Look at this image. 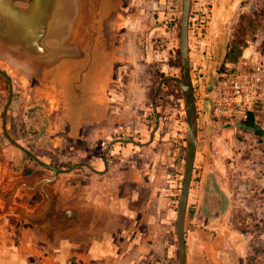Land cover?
Instances as JSON below:
<instances>
[{
	"label": "rangeland",
	"instance_id": "374dc122",
	"mask_svg": "<svg viewBox=\"0 0 264 264\" xmlns=\"http://www.w3.org/2000/svg\"><path fill=\"white\" fill-rule=\"evenodd\" d=\"M34 2L41 22L26 20L37 11ZM182 6L183 0H0V70L14 92L10 137L61 170L83 164L55 177L7 140L10 90L0 74V264L180 263L187 119L174 78L184 76ZM263 25L264 0H191L197 152L202 132L222 128L212 126L209 100L217 79L258 67L241 57L227 63L230 45L250 46ZM24 32L35 38L27 42ZM202 172L195 162L187 264H210L201 246L213 242V231L197 220L194 203ZM253 244L249 264H264V240Z\"/></svg>",
	"mask_w": 264,
	"mask_h": 264
},
{
	"label": "crops",
	"instance_id": "0c3cea01",
	"mask_svg": "<svg viewBox=\"0 0 264 264\" xmlns=\"http://www.w3.org/2000/svg\"><path fill=\"white\" fill-rule=\"evenodd\" d=\"M247 43L241 59L264 69V25L258 40ZM254 116L257 131L213 122L222 128L199 136L204 145L196 162L203 169V186L200 202L194 203L197 220L203 218L213 231V242L201 246L210 264H249L251 246L264 240V101Z\"/></svg>",
	"mask_w": 264,
	"mask_h": 264
},
{
	"label": "water",
	"instance_id": "95a60500",
	"mask_svg": "<svg viewBox=\"0 0 264 264\" xmlns=\"http://www.w3.org/2000/svg\"><path fill=\"white\" fill-rule=\"evenodd\" d=\"M42 0H40L41 2ZM190 5L191 0H183L182 6V22H181V58H182V67L184 76L181 79L174 78V80L180 85L184 100H185V112L187 119V155H186V172L184 177L183 188L180 196L179 206H178V218H177V229H178V242H179V253H180V263L179 264H187V241L185 235V214L187 209V204L189 200L190 188L192 184L193 174H194V166L196 162V154L198 147V114L196 108V97L195 90L191 75V66H190V58H189V34H188V21L190 14ZM42 29L38 34L42 36L44 34ZM41 37H39V40ZM38 40V42H39ZM0 74L4 76L8 82L10 96L7 106L3 113V123L2 130L9 142L18 147L21 151H23L27 156L36 161L38 164L49 168L53 171L55 177H57L60 173L70 172L75 169L79 165H75L67 171L61 170L58 167L52 166L50 164H46L39 160L35 155H33L29 150L18 144L14 141L7 129V111L13 99V83L11 78L2 70H0ZM153 137V136H152ZM104 162L106 164V169H108L107 164V156L104 157ZM85 165V164H84ZM87 166V165H86Z\"/></svg>",
	"mask_w": 264,
	"mask_h": 264
},
{
	"label": "built area",
	"instance_id": "2783aa9c",
	"mask_svg": "<svg viewBox=\"0 0 264 264\" xmlns=\"http://www.w3.org/2000/svg\"><path fill=\"white\" fill-rule=\"evenodd\" d=\"M209 95L213 119L219 124H244L264 101V69H238L220 75ZM254 123L257 119L254 116Z\"/></svg>",
	"mask_w": 264,
	"mask_h": 264
},
{
	"label": "trees",
	"instance_id": "16d2710c",
	"mask_svg": "<svg viewBox=\"0 0 264 264\" xmlns=\"http://www.w3.org/2000/svg\"><path fill=\"white\" fill-rule=\"evenodd\" d=\"M245 47L246 46H244V47H238L237 44H234V41H233V43L230 45V47L228 49V52L226 54V58L228 59L227 60V63L230 62V61L236 63V61H238V59H236V58H240L242 56V54H243V48H245ZM230 58H234L236 60L232 61V59L230 60ZM244 125L247 128L252 129L254 131H257V129H258L257 126L254 123V116L253 115L250 116L249 121L246 122V123H244ZM30 160H31V158H30Z\"/></svg>",
	"mask_w": 264,
	"mask_h": 264
},
{
	"label": "bare ground",
	"instance_id": "6f19581e",
	"mask_svg": "<svg viewBox=\"0 0 264 264\" xmlns=\"http://www.w3.org/2000/svg\"><path fill=\"white\" fill-rule=\"evenodd\" d=\"M34 3H36V5H37V2H34ZM39 5H40V3L37 5V11L34 14H32V16H29L28 19H26L27 21H29V22H31V21L32 22H41L40 20L42 18V15H41L42 10L39 12V10H38ZM8 58H9V62L12 63L14 66L23 67L24 69L27 70V67L25 66V64L23 65V63H22L20 65V63L18 61H15L10 57H8Z\"/></svg>",
	"mask_w": 264,
	"mask_h": 264
},
{
	"label": "flooded vegetation",
	"instance_id": "af4514ba",
	"mask_svg": "<svg viewBox=\"0 0 264 264\" xmlns=\"http://www.w3.org/2000/svg\"><path fill=\"white\" fill-rule=\"evenodd\" d=\"M29 1L32 2V0H29ZM30 8H31V6H30ZM28 10L26 11V13L28 12ZM33 38H35V36L32 37V35H27V33L24 32V39H27V42H31L33 40Z\"/></svg>",
	"mask_w": 264,
	"mask_h": 264
}]
</instances>
